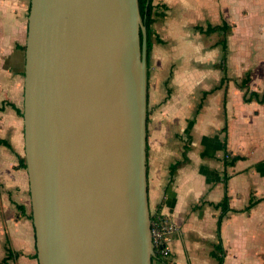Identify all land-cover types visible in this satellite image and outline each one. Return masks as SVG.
<instances>
[{"label": "crops", "instance_id": "crops-1", "mask_svg": "<svg viewBox=\"0 0 264 264\" xmlns=\"http://www.w3.org/2000/svg\"><path fill=\"white\" fill-rule=\"evenodd\" d=\"M153 4L149 203L153 220L176 224L169 257L153 264H264V103H246L238 86L250 71L251 91L264 92V0ZM29 11L30 0H0V262L10 254L8 264H38L20 166ZM223 21L231 26L224 63L223 32L206 33ZM254 199L262 200L243 212Z\"/></svg>", "mask_w": 264, "mask_h": 264}, {"label": "water", "instance_id": "water-1", "mask_svg": "<svg viewBox=\"0 0 264 264\" xmlns=\"http://www.w3.org/2000/svg\"><path fill=\"white\" fill-rule=\"evenodd\" d=\"M139 0H30L24 138L38 264H153Z\"/></svg>", "mask_w": 264, "mask_h": 264}, {"label": "trees", "instance_id": "trees-1", "mask_svg": "<svg viewBox=\"0 0 264 264\" xmlns=\"http://www.w3.org/2000/svg\"><path fill=\"white\" fill-rule=\"evenodd\" d=\"M139 1H140L142 16H143L145 24L147 25V28H148L147 48H148V54H149L150 51L152 50V46H153L152 23H153V14H154V4H153L154 0H139ZM230 30H231V26L225 21H223V23L221 25H217V26H213V25L209 24L207 29H206L207 34H210L212 32H220V31L223 32L224 36L219 41V44L222 45L224 53H225L224 57H223V63L226 62V52H227V47H228L227 46V35H228V33H230ZM250 73L251 72L248 71L245 74V77H243V79L241 80V82L238 83L239 88H241L244 91V101L246 103H248V102H251L253 100H257L260 103H264V92L262 94H259L257 92L251 91V89L249 87V82L251 80V74ZM226 155L230 156L229 153H226ZM241 158L242 157H239V156L228 158V160H226V164H227V166L234 165ZM20 166L25 168V169L27 168L25 158L20 159ZM261 200L262 199L251 200L250 204L242 211L243 212H249ZM220 206L223 207L225 210L229 208V197H228L226 192H225V196H224L223 201L221 202ZM21 208L23 209V207H21ZM30 218H32V211L30 213ZM219 249H221V248L219 247ZM10 258H11V256L9 254L7 258H5L2 262H0V264H8V259H10ZM158 258H160V257L158 256ZM153 262H154V260H153ZM165 262H166V264H168L167 261H165ZM221 264H222V259H221Z\"/></svg>", "mask_w": 264, "mask_h": 264}, {"label": "built area", "instance_id": "built-area-1", "mask_svg": "<svg viewBox=\"0 0 264 264\" xmlns=\"http://www.w3.org/2000/svg\"><path fill=\"white\" fill-rule=\"evenodd\" d=\"M175 231L176 224L169 216L161 215L157 219L153 220L152 236L157 257H169V244Z\"/></svg>", "mask_w": 264, "mask_h": 264}, {"label": "rangeland", "instance_id": "rangeland-1", "mask_svg": "<svg viewBox=\"0 0 264 264\" xmlns=\"http://www.w3.org/2000/svg\"><path fill=\"white\" fill-rule=\"evenodd\" d=\"M206 43H207V41H206ZM207 44H210V43H207Z\"/></svg>", "mask_w": 264, "mask_h": 264}]
</instances>
